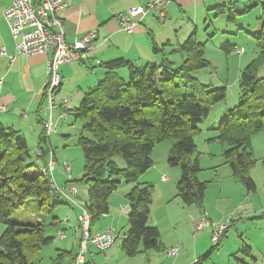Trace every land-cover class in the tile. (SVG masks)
<instances>
[{
  "label": "trees",
  "instance_id": "1",
  "mask_svg": "<svg viewBox=\"0 0 264 264\" xmlns=\"http://www.w3.org/2000/svg\"><path fill=\"white\" fill-rule=\"evenodd\" d=\"M235 1L217 10L228 12L230 18L252 6L261 9V29L252 34L257 56L239 72L237 103L222 113L212 130L216 133L213 138L228 146L222 156L232 176L247 191H254L256 186L249 174L255 164L251 136L264 131V75L258 76L264 65V0L254 1L243 11L234 9ZM162 46L153 45V51L162 53ZM229 49L223 46L224 51ZM175 52L183 54L178 64L164 55L160 62L137 64L117 58L104 63L102 78L84 93L73 112L82 122L78 144L84 172L80 181L88 185L84 207L91 213V224L109 212V197L121 180L132 184L125 194L128 227L120 240L127 255H134L139 247L145 251L161 249L158 228L147 224L152 187L139 182L141 174L153 165L155 143L171 141L167 162L180 170L176 197L184 205L201 208L207 187L197 176L200 167L193 156V135L210 108L225 100L226 89L212 88L193 75L210 63L203 44L192 36ZM120 68L127 69V79L117 72ZM41 140L46 141L44 131ZM46 153L41 148L40 155H32L23 135L0 124V222L5 226L0 234V264H34V256L53 239L45 235L40 217L25 223L11 219L31 198L36 200L38 210L51 212L57 203L55 197H63L43 172ZM119 157L124 162L122 167L116 161ZM56 219L53 217L51 223Z\"/></svg>",
  "mask_w": 264,
  "mask_h": 264
},
{
  "label": "rangeland",
  "instance_id": "2",
  "mask_svg": "<svg viewBox=\"0 0 264 264\" xmlns=\"http://www.w3.org/2000/svg\"><path fill=\"white\" fill-rule=\"evenodd\" d=\"M212 42L215 41L212 40ZM243 47L244 53L241 55L234 51V53H230L210 47V50L205 53V58L210 65L197 73L200 82L208 84L212 88L225 86L226 89L225 100L210 108L209 113L202 118L198 124L197 132L193 135L196 145L193 156L197 157L200 167L197 176L207 184L202 207L184 205L176 197L174 188L180 175L177 166H171L168 172L163 170L164 165L168 166L170 140L155 143L151 153L153 166L148 170L146 179L141 176V180H139V182L145 180L152 187V202L147 224L158 228L160 241L166 248L170 246L169 244H172V247L179 246V255L183 252L184 256L187 255L185 251H192L196 246L199 254L191 264H264V217L258 214L264 209V131L255 132L251 136V149L255 164L250 169L249 174L256 183V190L247 191L243 184L232 176L230 167L224 162L222 152L228 147L227 144L214 139L213 136L216 133L212 130L218 124V122L214 124V118L221 107L226 103L229 107L237 103L239 72L257 56L254 39H251ZM172 60L178 64L182 60V56L178 54ZM118 73L123 79H127L126 68H120ZM263 75L264 65L258 70V76ZM70 86L71 84L66 85L57 97V100L66 97L65 99H68L70 105L68 108L69 116L57 123L58 134L52 136L54 137L52 146L56 158L52 178L59 186H63L67 182L66 176L70 175L69 184L74 186L77 191L74 198L79 205H84L88 185L80 181L84 172V160L78 144L82 122L73 114L80 104L81 97L79 89L74 87L70 91ZM56 111L54 118L58 116V110ZM116 161L118 166L124 165L120 157L116 158ZM64 164L72 170V174L64 168ZM162 174L168 178L164 183L161 181ZM128 185L124 180H121L118 188L109 197V211L114 214V221L110 224L115 226V233L126 230L128 226L127 214L121 212L122 207L127 209L129 207L124 197L127 192L125 188ZM171 187L172 193H170ZM70 205L76 207L73 204ZM254 212V215H246V213ZM66 215L72 222L75 221V213L70 212L66 206L58 205L51 212H44L37 209V202L32 198L13 213L11 219L16 223L35 222V217H40L43 220L45 235L53 238L50 244L43 246L34 256V263L45 264L48 258L54 255L53 248L56 247V244L59 246L69 245L73 236V226H64L63 224L59 226L66 235L65 239H61L58 238L51 223L53 217L58 216L60 220H63ZM201 219L212 224L228 226L227 231L219 237L218 243L213 249L210 248L215 246L211 242V227L207 226L199 231L193 229L194 224ZM4 228V224L0 222V234ZM117 242L115 246L120 251L119 240ZM244 246H247L248 249ZM207 252L208 254L204 256ZM97 253L100 254L101 252ZM99 257L102 258L100 255ZM174 258L168 256L167 249L145 251L139 247L134 255L128 256L121 252L118 258L112 259L111 264H170ZM198 258H201L200 262H196ZM97 264H102V262L97 260Z\"/></svg>",
  "mask_w": 264,
  "mask_h": 264
},
{
  "label": "crops",
  "instance_id": "3",
  "mask_svg": "<svg viewBox=\"0 0 264 264\" xmlns=\"http://www.w3.org/2000/svg\"><path fill=\"white\" fill-rule=\"evenodd\" d=\"M151 1L160 3L163 0H71L60 11L59 15L63 19L65 37L68 41H73L92 29H97L98 37L95 41V48L87 60L70 61L60 66L61 83L56 93V100L63 88L68 84H71L69 87L70 91L74 87L79 89L82 99L84 93L96 86L102 78L105 71L103 65L110 60L123 58L129 62L144 64L152 61L160 62L163 55L172 60L178 54L183 56V54L175 52V49L189 36H192L197 42L203 44L205 53L207 50H210V47L223 50V46L226 45L230 46V49L225 52L234 53L233 48L235 46L243 47L247 45L251 39H254L252 34L261 29L262 18L260 7L252 6L251 8H246L254 1L263 0H236L234 4L232 3L234 9L238 11L246 10L230 18L228 17V12H219L217 7L226 6L231 0H166L167 8L164 20H159L155 13H148L136 23L133 33L128 34L121 30L116 16L119 12ZM11 2L12 0H0V77H3V83L0 87V105L5 107L4 111H0V124L12 128L23 135L32 155H35V150L38 147L46 150V163L53 158L56 165L55 152L52 146L54 137L52 136H56L58 131L46 137V141L41 140L43 136L42 122L48 119L50 113L52 119L56 122V126L58 122L64 120L59 119L58 116L54 118V112H57L56 110L58 109H50L49 101L43 93L46 79V60L49 54L40 53L33 56L19 54L12 61H9L8 56L15 52V40L2 17V12ZM212 40L215 42H212ZM153 45L157 47L163 45L162 53H155L152 48ZM2 48L4 49L3 53L1 52ZM197 73L198 71L194 72L193 75L198 79ZM69 105L67 99L65 107L68 113L67 117L69 116ZM228 107V103L221 107V110L214 118V124L219 121L222 113ZM50 151L52 152V156L49 154ZM38 161L41 162L40 160ZM170 167L169 164L168 166L164 165L163 170L168 172ZM54 170L55 168L52 171ZM148 170L141 174L143 179L144 177L146 179ZM69 173L72 174V170ZM141 176L139 180H141ZM66 177L67 182L63 186L66 188L67 196L62 198L55 197L57 203L54 207L58 205L66 206L70 212L75 213L76 219L72 222L68 215L63 220H60L56 216L57 219L52 225L56 230L57 236L58 230H61L59 228L60 225L73 226V236L70 239L69 245L59 246L55 243L56 247L53 248L55 253L48 258L45 264H73L74 256L79 249L77 238L78 214L84 205H79L76 202L74 197L77 191L74 194L69 192L68 189L72 187L69 184L70 175ZM167 180V176L162 174L161 181L164 183ZM252 180L254 181L253 178ZM53 182L55 185L58 184L55 180ZM144 182L146 181L144 180ZM131 186L132 184H129L125 188V191H128ZM174 192H176V188H174ZM170 193H172V187L170 188ZM69 203L76 207L74 208ZM121 212L127 214L122 209ZM254 214L255 212L246 213V215ZM258 214L264 217V213L259 212ZM113 221L114 214L109 211L91 224V233L101 232L108 227L116 231L115 226L110 224ZM126 230H122L121 232L124 233ZM61 231L64 233V230ZM58 238L60 237L58 236ZM65 238L66 235L61 239ZM115 243L104 251H99L94 246L88 245L87 250L82 253V264H97V260H100L102 264H111L114 257L118 258L121 252L124 253L120 240L118 244L120 251H118L119 248L115 246ZM169 245L166 248L161 242V249L159 251L168 250L169 247L173 246L172 244ZM210 248L213 249L212 247ZM244 248H247V246H244ZM97 252L101 253L98 254ZM185 252L187 253L185 256L184 252L180 255L178 252L177 255L172 256V258H175L172 259L170 264H191L199 254L196 246L192 251L186 250ZM245 252L247 253V251ZM207 254L208 252L205 256ZM198 259L201 261V258ZM198 259H196V262Z\"/></svg>",
  "mask_w": 264,
  "mask_h": 264
},
{
  "label": "built area",
  "instance_id": "4",
  "mask_svg": "<svg viewBox=\"0 0 264 264\" xmlns=\"http://www.w3.org/2000/svg\"><path fill=\"white\" fill-rule=\"evenodd\" d=\"M71 0H12L11 4L4 9L2 17L6 22L9 31L15 40V52L9 55V61H12L16 55L22 54L33 56L40 53H48L46 60V79L43 87V93L49 101L50 109H58V118L65 119L67 111L65 109L67 99L55 101L57 90L61 83L60 66L70 61H85L95 48V41L98 37L97 29H92L84 33L81 37L68 41L65 37L63 19L60 17V11L66 7ZM167 1L163 0L147 2L145 4L130 7L125 11L119 12V26L124 32L131 34L134 26L148 13H155L159 20L165 19ZM233 51L240 55L244 48L235 46ZM4 52V49H1ZM3 83V77H0V87ZM5 107L0 105V111ZM43 131L46 137L56 133V122L52 119L51 113L47 120L42 122ZM41 148L35 150V155H40ZM52 156V152H49ZM55 160L53 158L47 162L43 169L51 179L52 188L61 194L66 195V188L54 184L52 170L54 169ZM64 168L70 172L66 164ZM164 178V177H162ZM69 192L74 194L76 188L70 187ZM127 212L126 207H122ZM264 213V209L261 210ZM211 227V242L217 245L219 237L227 231L228 226L225 224H212L205 219L199 220L194 224L193 229L199 231L204 227ZM91 213L83 206L78 214L77 238L79 249L74 256L73 264H82V253L87 250L88 245L94 246L99 251H104L112 246L117 240L123 238L124 233H115L110 227L101 232L91 233ZM58 236L64 238V233L58 230ZM180 247L174 246L167 250L168 256H175Z\"/></svg>",
  "mask_w": 264,
  "mask_h": 264
}]
</instances>
